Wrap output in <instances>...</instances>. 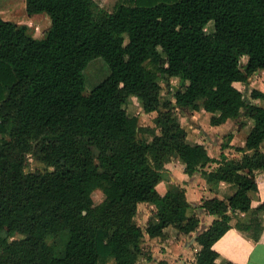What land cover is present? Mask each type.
Masks as SVG:
<instances>
[{"label": "trees", "instance_id": "1", "mask_svg": "<svg viewBox=\"0 0 264 264\" xmlns=\"http://www.w3.org/2000/svg\"><path fill=\"white\" fill-rule=\"evenodd\" d=\"M25 11L50 26L37 39L0 17V264H150L151 243L200 227L184 187L158 190L174 160L210 190L234 186L201 200L216 218L194 256L233 264L217 262L214 243L233 228L255 241L264 230V203L252 206L264 173V92L247 98L236 87L264 72V0H119L111 12L94 0H25ZM98 57L110 73L84 93L83 71ZM171 78L180 84L172 100L160 84ZM131 97L156 113L152 127L127 113ZM201 110L211 127L233 121L236 132L247 119L244 146H231L229 132L214 158L189 141L180 117ZM232 148L238 157L224 153ZM30 158L44 169L29 170ZM139 204L154 209L145 228Z\"/></svg>", "mask_w": 264, "mask_h": 264}, {"label": "rangeland", "instance_id": "2", "mask_svg": "<svg viewBox=\"0 0 264 264\" xmlns=\"http://www.w3.org/2000/svg\"><path fill=\"white\" fill-rule=\"evenodd\" d=\"M94 1L101 8H103L104 10L109 11V12L113 11L116 4L119 3V0H94ZM0 17L4 20L12 21V22H15V23L20 24V25H26L29 29L30 35L34 38H37V39L42 38L50 26V20H49V17L47 15L43 14V15H37L34 17H29L26 14L25 0H0ZM212 29H213L212 23L208 24L205 27V30H207V31H210ZM246 59H247L246 57H243L241 60L242 63H244L246 61ZM109 73H110L109 67L102 58L98 57V58L91 60L88 63L85 70L83 71L84 78H85L84 93H88L95 85H97L102 80H104L109 75ZM160 84L162 85V89H163L162 90L163 98L171 99V100H172V95H173L174 91L180 87L178 79H176V78L169 79L167 81V83H166V81H160ZM236 87L238 89H240L241 91H243L244 95L247 98H249L250 90L253 88L259 89V90L264 92V72H257L256 74L249 77L246 85L236 84ZM125 108H126V111L129 115H136L139 117V124L141 126H144V127L145 126H148V127L153 126V118L156 116V113H152V114L143 113L141 106H140V103L136 98H134V97L129 98L128 103L125 106ZM190 119H191L190 114L188 116H181L180 117L181 124L184 126L190 125L189 124ZM194 119L195 120H192L194 123V127L195 126L197 127L198 124L201 123L202 130H206L207 127L212 128L209 124V117H207V115L206 116L205 115L203 116V114L196 115ZM243 121L246 123V125L239 132L234 131L235 122L231 121L230 122L231 125L227 126V129H226L224 134H214V132H210L209 134H207V132H204V131H201L200 129L195 128L194 130L189 131L188 140L191 142L199 141L201 143H206L207 146L209 147L210 151H211L212 157H214V158L218 157L220 155V152H222V151L220 148L219 149L217 148L218 150L215 148V150H214L213 146H219V145L221 146V144L223 142V136L229 132L234 131V135L236 136L235 137L236 138V143H235L236 146H234V147H240V146L243 147L244 146V140H245L246 135L249 132L250 127H249V124H247V119L243 118ZM196 136L198 138H196ZM142 137H144V136H142ZM193 137H195V138H193ZM208 137H209V141H208ZM220 140H221V143L219 144L218 141H220ZM224 152H227L228 156H230V157H238L239 156V154L234 150V148L227 149ZM43 169H44V166L42 163L36 161L34 158H30L29 170H31V171H36V170L42 171ZM197 192L199 193L200 191H197ZM92 198L95 201V203H100L103 200V194L100 190H96L92 194ZM202 199H204V198H202ZM146 213H148V217L143 218L144 208L143 207L138 208L137 215H136L135 219H136L137 224L140 225L142 228H145V225L147 224L148 219L152 215V211L148 212V210H147ZM172 232H175V231H172V230L168 231V234H169L168 238L165 239L164 241H159L158 243L166 242L168 244L170 242L175 243L177 240H182L183 241L182 245L180 246V249L178 250L177 254L182 253L181 251L183 250V246L188 243V240L192 237V235L189 237L188 236L184 237V236L178 235L176 237L177 239L174 238L175 236H173V238L170 240V237H171L170 234H172ZM145 239L147 241V237ZM152 247L156 248L155 252L154 251L153 252L157 254L158 258H155V260L153 262H151L150 264H156V261L159 259L165 260L166 252L165 253L162 252L163 249L159 247V244H154V245H152ZM189 250H190V254H189L190 257L194 258L195 253H194L193 245ZM162 253H164V254L162 255ZM160 256H161V258H160ZM181 257H182L181 255H178L177 256L178 260H176L174 262V264H179L178 261L181 260ZM104 264H115V261L112 258H108L106 263L104 262Z\"/></svg>", "mask_w": 264, "mask_h": 264}, {"label": "crops", "instance_id": "3", "mask_svg": "<svg viewBox=\"0 0 264 264\" xmlns=\"http://www.w3.org/2000/svg\"><path fill=\"white\" fill-rule=\"evenodd\" d=\"M200 114H203V116L207 115V117L210 118V114L204 112L203 110L198 111V112H193L192 114H190L191 119L189 123L190 125H188V127L190 128L191 131L196 128V129H200L201 131L207 132V134H209L210 132H214V134H224L227 129V126L231 125L230 124L231 121H227L226 123L220 126L212 127V128L207 127L206 130H202L201 123L198 122L199 123L198 126L194 127V123L192 121V120H195L194 118L196 115H200ZM235 137L236 136L234 135L230 143L231 146H236ZM196 138L198 137L196 136ZM208 141H209V137H208ZM194 142H199V141H194ZM218 143L220 144L221 140L218 141ZM202 144H204V146L207 148L209 155L212 156L211 151L209 147L207 146V144L206 143H202ZM213 148L214 150L215 148L219 149L220 145L213 146ZM224 153L227 154V152H224ZM215 158H218V157H215ZM215 167L216 165L213 164L211 166H208L206 170H211ZM165 168L168 171L170 177L158 185V190L160 191V193H163L166 190V186H168V184L170 183H175V184H178L184 187L186 190V197H187L188 202L191 204V207L193 208V210L198 213V217L200 219V227L196 233L191 234L192 237L188 240V243L183 246V250L181 251L182 253L177 254L178 250L180 249V246L182 245V242H183L182 240H177L175 243L170 242L168 244L166 242L151 243V244L152 245L159 244V247L163 249L162 252L164 253L166 252L165 260H167L169 264H174V262L178 260L177 258L178 255L182 256L181 260L178 261L179 264H195L194 258L190 257L189 255L190 254L189 249L193 245L194 253L196 254L198 252L199 246L195 242V238L198 234L204 231L214 220V217L207 215L203 211V209L199 207L201 203V199L202 198L210 199V198H215V197L219 199H223L226 195L232 194L235 188L234 186L228 183L221 182L217 186L213 187V190H210V187L207 185L205 180L201 177L200 173H195L191 177L187 176L184 173L183 164L180 163L178 160H174L166 164ZM257 179H258L259 194H258V198L257 197L253 198V201H252L253 207L257 206L259 203H264V173L258 172ZM197 191H200V192L198 193ZM140 207L144 208L143 218L148 217V213H146L147 210L148 212L154 210L153 206H150L147 204H139L138 208ZM191 212L192 211L190 210V213ZM170 235H171L170 240L173 238V236H175L174 238L178 236V234L175 232H172V234ZM152 249L155 252L156 248L152 247ZM213 249L220 254V258L217 260L218 263L222 261H230L233 264H264V230L259 240L255 241L251 238L246 237L245 235H243L242 233H240L234 228L230 229L218 241L214 243ZM154 252H153L154 259L158 258L157 254ZM164 253H162V255Z\"/></svg>", "mask_w": 264, "mask_h": 264}, {"label": "water", "instance_id": "4", "mask_svg": "<svg viewBox=\"0 0 264 264\" xmlns=\"http://www.w3.org/2000/svg\"><path fill=\"white\" fill-rule=\"evenodd\" d=\"M214 218H216V216Z\"/></svg>", "mask_w": 264, "mask_h": 264}]
</instances>
